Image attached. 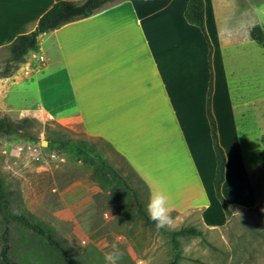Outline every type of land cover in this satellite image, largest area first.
I'll list each match as a JSON object with an SVG mask.
<instances>
[{
    "label": "crops",
    "instance_id": "0c3cea01",
    "mask_svg": "<svg viewBox=\"0 0 264 264\" xmlns=\"http://www.w3.org/2000/svg\"><path fill=\"white\" fill-rule=\"evenodd\" d=\"M58 1L76 0H0V51L33 31ZM188 1L122 0L40 35L37 51L21 64L33 73L0 82V111L11 118L21 105L10 99V89L36 87L28 104L63 124L77 120L87 137L105 143L144 183L148 201L151 193L165 192L170 213L199 210L212 227L209 49L184 18ZM203 2L211 112L226 158L222 192L230 171L243 167L241 136L253 137L248 148L262 135L261 47L249 36L256 25L250 10L238 11L241 18L234 20L223 0ZM41 84L58 88L66 100L46 108Z\"/></svg>",
    "mask_w": 264,
    "mask_h": 264
},
{
    "label": "rangeland",
    "instance_id": "374dc122",
    "mask_svg": "<svg viewBox=\"0 0 264 264\" xmlns=\"http://www.w3.org/2000/svg\"><path fill=\"white\" fill-rule=\"evenodd\" d=\"M211 1L216 0H206L207 4ZM223 2L234 20L240 17L238 11L250 10L249 20L264 32V0ZM260 52L264 99V49L260 48ZM7 57L6 50L0 51V72ZM23 63L13 65L10 75L0 78V82L17 73L29 77L33 72L28 66L21 67ZM17 88L19 93L10 89V99L17 97L19 109L10 112L11 118L0 111V119H9L14 130L36 141L0 134V181L17 212L52 227L84 264H106L105 253L114 244L123 253L118 264H165L170 257L167 233L184 227L198 228L202 235L178 238L179 264H264V184L256 172L264 156V101L262 135L248 148L253 137L241 136L243 167L232 169L223 186L222 195L230 205L231 217L226 218L212 193L213 202L207 214L214 226L205 225L199 210H190L170 214L171 222L157 228L143 224L127 196H120L118 190L112 194L93 181V166L74 154L56 149L54 143L79 141L91 147L145 199L143 187L128 165L105 143L87 137L77 120L63 124L40 112L38 105H29L36 87L28 90L22 85L14 90ZM40 91L48 109L66 100L58 88L44 89L41 84ZM50 95L54 100H48ZM11 110H14L12 104ZM42 141L46 142L45 146L41 145ZM12 245V257L17 264H63L41 241L16 226L12 227Z\"/></svg>",
    "mask_w": 264,
    "mask_h": 264
},
{
    "label": "trees",
    "instance_id": "16d2710c",
    "mask_svg": "<svg viewBox=\"0 0 264 264\" xmlns=\"http://www.w3.org/2000/svg\"><path fill=\"white\" fill-rule=\"evenodd\" d=\"M122 0H76V1H58L54 3L37 21L33 31L18 35L8 46L4 48L8 57L5 60L3 70L0 72V78H6L10 75L13 65L23 63L25 57L30 52H36L38 49V37L44 33L53 31L64 24L87 18L98 11ZM184 18L187 23L196 26L202 33L208 45V67L209 81L206 92L205 113L209 124L210 137L215 158V170L213 177V190L216 200L226 218L231 217L230 205L225 201L221 188L225 177V153L218 142L217 127L215 119L211 112V94H212V70H211V45L204 25V2L203 0H189L184 10ZM251 40L264 49V32L255 25L249 31ZM0 134L35 142L36 139L27 136L24 133L13 129L9 119H0ZM56 149L74 154L80 157L85 164L93 166L92 180L100 187L107 188L114 194L117 190L120 196H127L135 213L141 219L145 226L156 227L155 223L150 221L147 215L146 205L148 203V189L144 183L138 179L135 173H131L140 182L143 187L145 199L141 198V193L136 190L125 177L115 170L101 156L86 144L79 141H60L55 142ZM256 172L264 184V156L262 163L257 167ZM117 194V193H116ZM144 205V206H143ZM172 214V213H170ZM16 226L27 232L32 237L41 241L63 264H84L78 259L66 242L60 238L54 229L47 224L38 221L31 215L17 212L9 198L8 191L0 181V264H17L12 257V227ZM170 245V257L165 264H179L181 259V250L179 247V237H197L201 236L200 229L195 227H184L179 230L167 233Z\"/></svg>",
    "mask_w": 264,
    "mask_h": 264
},
{
    "label": "clouds",
    "instance_id": "9594fccd",
    "mask_svg": "<svg viewBox=\"0 0 264 264\" xmlns=\"http://www.w3.org/2000/svg\"><path fill=\"white\" fill-rule=\"evenodd\" d=\"M168 195L158 191L150 194L146 205L147 215L150 221L154 222L157 228H163L171 222L170 207L168 205ZM123 253L114 244L112 250L105 253L106 264H118L122 259Z\"/></svg>",
    "mask_w": 264,
    "mask_h": 264
},
{
    "label": "built area",
    "instance_id": "2783aa9c",
    "mask_svg": "<svg viewBox=\"0 0 264 264\" xmlns=\"http://www.w3.org/2000/svg\"><path fill=\"white\" fill-rule=\"evenodd\" d=\"M39 63H42V58H39ZM28 149H30V147H28Z\"/></svg>",
    "mask_w": 264,
    "mask_h": 264
},
{
    "label": "water",
    "instance_id": "95a60500",
    "mask_svg": "<svg viewBox=\"0 0 264 264\" xmlns=\"http://www.w3.org/2000/svg\"><path fill=\"white\" fill-rule=\"evenodd\" d=\"M41 145L42 146H45L46 145V142L45 141H42Z\"/></svg>",
    "mask_w": 264,
    "mask_h": 264
}]
</instances>
